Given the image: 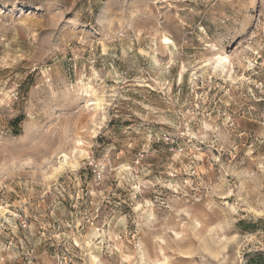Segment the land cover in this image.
Instances as JSON below:
<instances>
[{"label":"rangeland","instance_id":"1","mask_svg":"<svg viewBox=\"0 0 264 264\" xmlns=\"http://www.w3.org/2000/svg\"><path fill=\"white\" fill-rule=\"evenodd\" d=\"M0 264H264V0H0Z\"/></svg>","mask_w":264,"mask_h":264},{"label":"bare ground","instance_id":"2","mask_svg":"<svg viewBox=\"0 0 264 264\" xmlns=\"http://www.w3.org/2000/svg\"><path fill=\"white\" fill-rule=\"evenodd\" d=\"M228 62L229 61H227V57L226 56L225 57L218 56L216 58L215 62H214V64H215L214 70H217V71H220V72H224V70L227 68ZM95 106H96V108H99L101 106V102L96 103ZM63 157L65 158V160H64L63 163H60V166L57 168V170L55 169L56 171H58V170L61 171L65 166H70V167H73V168L75 167V164L70 161V159H72L71 157H70V159H67L65 155ZM1 211H2V209H1Z\"/></svg>","mask_w":264,"mask_h":264}]
</instances>
